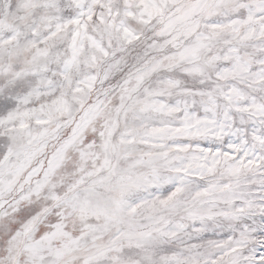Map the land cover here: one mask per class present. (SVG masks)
<instances>
[{
    "label": "snow or ice",
    "instance_id": "1",
    "mask_svg": "<svg viewBox=\"0 0 264 264\" xmlns=\"http://www.w3.org/2000/svg\"><path fill=\"white\" fill-rule=\"evenodd\" d=\"M0 264H264V0H0Z\"/></svg>",
    "mask_w": 264,
    "mask_h": 264
}]
</instances>
